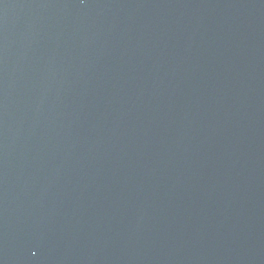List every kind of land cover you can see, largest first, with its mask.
I'll list each match as a JSON object with an SVG mask.
<instances>
[{
	"label": "water",
	"instance_id": "obj_1",
	"mask_svg": "<svg viewBox=\"0 0 264 264\" xmlns=\"http://www.w3.org/2000/svg\"><path fill=\"white\" fill-rule=\"evenodd\" d=\"M0 264H264V0H0Z\"/></svg>",
	"mask_w": 264,
	"mask_h": 264
}]
</instances>
